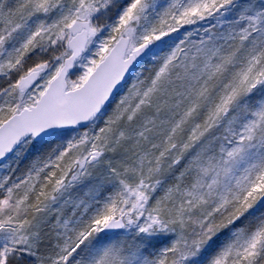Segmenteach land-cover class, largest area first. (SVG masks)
I'll list each match as a JSON object with an SVG mask.
<instances>
[{
	"label": "snow or ice",
	"instance_id": "snow-or-ice-1",
	"mask_svg": "<svg viewBox=\"0 0 264 264\" xmlns=\"http://www.w3.org/2000/svg\"><path fill=\"white\" fill-rule=\"evenodd\" d=\"M0 264H264V0H0Z\"/></svg>",
	"mask_w": 264,
	"mask_h": 264
}]
</instances>
